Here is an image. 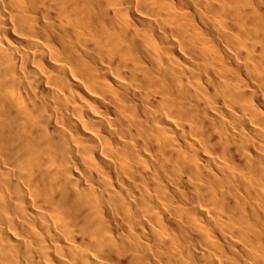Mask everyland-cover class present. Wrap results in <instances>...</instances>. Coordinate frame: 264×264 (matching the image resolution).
<instances>
[{
    "label": "bare ground",
    "instance_id": "bare-ground-1",
    "mask_svg": "<svg viewBox=\"0 0 264 264\" xmlns=\"http://www.w3.org/2000/svg\"><path fill=\"white\" fill-rule=\"evenodd\" d=\"M0 264H264V0H0Z\"/></svg>",
    "mask_w": 264,
    "mask_h": 264
}]
</instances>
